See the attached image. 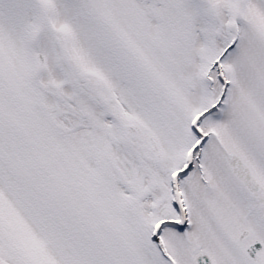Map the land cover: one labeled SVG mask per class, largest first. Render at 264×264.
Segmentation results:
<instances>
[{
	"label": "snow or ice",
	"instance_id": "6c2138e0",
	"mask_svg": "<svg viewBox=\"0 0 264 264\" xmlns=\"http://www.w3.org/2000/svg\"><path fill=\"white\" fill-rule=\"evenodd\" d=\"M0 264H264V0H0Z\"/></svg>",
	"mask_w": 264,
	"mask_h": 264
}]
</instances>
